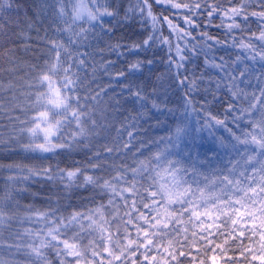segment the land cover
Returning a JSON list of instances; mask_svg holds the SVG:
<instances>
[{
  "label": "trees",
  "instance_id": "1",
  "mask_svg": "<svg viewBox=\"0 0 264 264\" xmlns=\"http://www.w3.org/2000/svg\"><path fill=\"white\" fill-rule=\"evenodd\" d=\"M23 2L31 5L32 0H23ZM97 2L101 12L107 7L108 11H115L116 15L104 16L103 31L97 28L94 32L99 37L98 42L92 41L94 34L90 33L87 40L82 41L79 47V52L88 54L87 63L91 65L87 67L86 76L84 72L80 73L81 77L85 78L79 94L87 98L89 93L92 96L96 95V91L93 90L103 89L99 101L90 100L86 105L85 114H93L95 110L105 108L109 114L111 112L112 117H105L97 123L98 117L96 119L92 115L91 120L95 121V128L92 127L91 120L85 123L84 127L88 130L87 137H78L81 143L76 144L71 150H59V155L29 153L24 147L28 143V137L19 135V131L22 126L20 121L25 122L23 126L26 128L33 127L30 121L38 117L41 111L48 112L51 107L50 105L41 107L36 102V96L47 91L46 87L40 88L39 91L35 87L40 71V67L37 66L42 67L45 64V54L48 52L45 36L47 35L49 40L66 41L67 34L57 35L53 30L55 25L50 18L41 20V17L37 16L35 22L30 20L29 25L18 26L15 12H11L4 13L3 19L0 20V105H3L0 109V113H3L0 115V129H2L0 131L2 136L0 214L3 216V222L0 223V258L8 261L9 264H53L57 259L54 256V249H43L47 255L46 260H39L31 253L30 246H37L43 239L40 235L41 229L47 232V228H43V220L39 213L56 211L57 215L68 217L74 212L95 209L101 203L109 205L110 194L101 192L91 184L84 185V177L103 176L108 179L116 174L114 170L116 168L135 167L139 161L146 160L157 152H166L170 147L169 138L174 137L177 125L181 123L178 114L183 110V103L188 106V111L193 112V118L190 120L191 129L196 127L202 130L207 127L211 133H217L216 121L223 122L219 124L232 135L224 137L222 133L216 135L214 138L219 142L231 144L236 141V136L243 138V133L251 131L247 119L234 121L233 117L241 116L239 109L247 108L251 95L255 93L259 96L260 90L264 89V77L260 72L262 62L259 56L255 61L251 58L253 49L264 51V40L260 39V33L264 31V23L258 17L251 15L246 23L241 17H237L235 23H239L240 28H234L229 33L227 25L232 21L224 16L222 10L247 5L245 9L247 12L258 11L259 9L255 7L256 0H207L209 4H218L221 9L219 15L211 18L210 24L205 12L196 19L199 27L191 30V36L184 37L181 33L178 37L173 32L170 37L171 55L178 59L176 49L179 45L186 57L184 67L179 69V75L175 64L169 68L167 45L158 42L151 48L136 47L148 35V26L140 23L138 11L136 14L129 11L131 7H135L137 0H97ZM166 4L167 0L164 4L153 3V14L157 17L167 16L173 25L187 29L188 26L184 22L186 10L172 9L166 7ZM222 20L224 26L221 27ZM157 27L160 25L158 24ZM162 28L163 35L169 36L171 31L169 25L165 22ZM216 40H220L221 43H215ZM246 45L249 47H245ZM185 46H187L186 50ZM193 47L195 52L192 51ZM52 55L54 56V53ZM149 61L152 63L150 64ZM217 64H222V68L215 67ZM121 72L124 75H118ZM243 72L249 73L250 81L238 89L234 87L233 81ZM165 76L171 80L163 88ZM181 80L184 81L183 84L180 83ZM137 92L140 93L139 97L135 95ZM233 92L246 95L233 97ZM81 104L84 105L83 99ZM229 104H232L237 111H228ZM13 108L17 109L14 115L19 116L20 121L9 122L7 113ZM162 108L166 109L167 114L156 113L155 109ZM48 115L51 118V112H48ZM55 119L60 120L63 117L56 116ZM75 127L73 125L66 131L71 133ZM128 132L133 133L130 144H128L130 139ZM10 136L14 139L10 140ZM124 144H128V148L122 147ZM108 147H115L117 152L107 154L105 149ZM98 153L101 154L100 161L95 159ZM206 154L210 153L203 152V159ZM43 156L48 158H39ZM97 163L104 164V169H94L92 165ZM46 168L53 169L51 178L43 174ZM29 169L32 170L31 174ZM76 169H81L82 175L74 179L71 184L66 175L64 178L60 175L61 171L66 173L68 170ZM128 175L131 178V172ZM130 182L138 186L144 184L139 190L141 193L145 192L147 188L145 181L137 178L135 181L130 179ZM200 199V195L193 197L194 203L190 207L195 208L197 204L204 202ZM116 203L122 205L123 201L117 200ZM112 211V207L109 206L108 212ZM118 211L123 215L125 210L119 207ZM230 214L231 212L226 213L221 219H226ZM200 215L202 219L205 217V214ZM246 216L247 214L237 213L234 217L240 228L259 227L263 223L262 220L255 218L242 219ZM213 217L215 216L207 215L208 222H211ZM187 219L188 217L185 216V221ZM192 221L189 236L201 230L195 227V217H192ZM217 226L224 232H231L236 227L231 221L226 225L217 221L211 229L212 236L209 237L212 243H204L200 237L189 240L191 253L177 257L176 260L170 261L165 250L159 248V245L149 252L141 247L134 256L129 254V264L132 261H135V264H213V257L215 264H226V262L227 264H260L259 260L252 261L251 257L245 258L241 255L240 242L234 238H230L228 244L224 245V236L216 232ZM130 230L134 237L136 230L131 226ZM112 231H116L115 225ZM261 231L264 232V228ZM120 232L126 244L127 238L124 237L125 229L122 223ZM72 234L70 232L69 237ZM104 235L107 236L106 226ZM183 236L182 231L181 238ZM100 238L101 234L97 230L84 240L88 256L81 259L80 264H93L91 252L93 250L102 252L97 243ZM252 239L256 241L255 248L259 250L260 244H264V241L259 240V236ZM116 243L120 245L119 240ZM163 243L167 246L168 239L165 238ZM10 245L13 246L11 252H9ZM251 246V241L244 240V247ZM225 247L228 250L222 255V249ZM184 250L187 251L186 248ZM106 255L107 253L97 255L95 264H121L114 259L111 262L109 259H104ZM145 255L148 256L147 260Z\"/></svg>",
  "mask_w": 264,
  "mask_h": 264
},
{
  "label": "snow or ice",
  "instance_id": "2",
  "mask_svg": "<svg viewBox=\"0 0 264 264\" xmlns=\"http://www.w3.org/2000/svg\"><path fill=\"white\" fill-rule=\"evenodd\" d=\"M153 3L164 4L165 0H137L135 7L129 9L133 14L138 11L141 18L140 23L148 26V35L136 47L151 48L158 42L167 45L169 49V68L175 64L179 75V69L184 67L186 57L179 45L176 49L178 59L171 55L170 37L172 33L175 32L178 37L181 36V33L184 37L191 36V30L199 27L196 24L198 16L206 12L210 24L211 18L220 14V6L215 3L209 4L207 0H190V2L167 0L166 7L186 10L184 22L188 28L181 29L177 25H173L169 17L154 15L152 11ZM246 7L247 5H241V8L232 7L222 10L224 16L232 21L227 25L229 33L234 28H240V24L235 23L237 17H241L246 23L249 15H251L258 17L264 23V0H256L255 7L259 9L258 11L249 13L245 10ZM11 12H15L18 26L20 24L27 26L30 20L35 22L36 17L39 16L41 20L49 18L52 20L55 25L53 30L57 35L67 34L66 41L49 40L47 35L45 36L47 41L45 46L48 49L45 54L46 62L42 67L37 66L40 67V71L35 81L36 90L39 91L40 88L46 87L47 91L36 96V102L41 107L51 106L48 109V112H51V118L48 112L41 111L38 117L30 121L34 126L26 128L23 126L25 122L20 121V117L14 115L17 109L13 108L11 112L7 113L9 122L20 121L22 126L19 135H27L28 143L24 146L26 151L32 154L59 155V150H71L76 144L81 143V139H78V137H87L88 130L84 125L91 120L94 113L86 115V105L90 100L99 101L101 92H103V89L93 90L96 91V95L92 96L89 93L87 98L79 94L85 78L81 77L80 73L84 72L86 76L87 67L91 66L87 63L88 54L79 52V47L82 41L87 40L90 33L94 34L97 28L103 31L102 20L104 16L111 17L116 15V12L108 11L107 7L101 12L97 0H74V2L73 0H32L31 5L23 2V0H0V20L3 19L4 13ZM21 12H23V17H21ZM165 22L171 29L169 36L163 35L162 25ZM158 24L160 27H157ZM61 25H64V27H61ZM220 26H224L223 20ZM49 27H52V25H49ZM76 29H79V31H76ZM233 39L235 40V37ZM260 39L264 40V31L260 33ZM215 43L219 44L221 41L216 40ZM245 47L249 46L246 45ZM186 49L187 46H185ZM192 51L195 52V47ZM252 51V60L255 61L256 57L259 56L262 62L260 72L261 76L264 77V51L255 49ZM149 63L151 64L152 61H149ZM215 67L222 68V64H217ZM118 75L122 76L124 73L121 72ZM241 75H244V73H241ZM229 78L234 79V77ZM180 83L183 84L184 81L181 80ZM217 87H219V84ZM135 95L139 97L140 93L137 92ZM238 95L246 94L233 92V97H238ZM29 99H31V96H29ZM82 99L84 105L81 104ZM2 108L3 105H0V109ZM228 111H237V109L229 104ZM239 111L241 116L233 117L234 121L247 119L251 131L243 133V138L241 136L235 137L238 144L244 145L243 152L240 151L237 144H221L220 147L226 153L230 149L232 153L239 157L236 161L229 160L232 167L227 169L226 175L222 171H214L212 176L205 175L204 187L201 188L196 179L197 173L193 172L192 182L197 184L196 189L192 190L191 186L184 188L183 186L188 184V168L178 167L180 161L168 159L174 153L157 152L154 156L139 161L135 167L114 169L116 174L108 179L103 176H85L84 185L91 184L101 192L110 194L109 205L101 203L95 209H90L87 212H74L68 217L57 215L56 211L39 213L43 220V228H47V232L41 229L40 235L43 239L40 240L37 246H30L31 253L35 254L39 260H46L47 255L43 249H54V256L57 259L53 264H80L81 259L88 256V249L84 245V240L98 230L101 238L97 243L102 252L95 250L91 252L93 264H95L96 256L104 253H107L104 259H109L110 262L114 259L120 261L121 264H129V254L134 256L141 247L149 252L156 249L158 245L159 248L165 250L171 261L191 253L189 240L200 237L204 243H212L209 237L212 236L211 229L216 222L219 221L220 224L226 225L228 221H231L236 226L231 232H224L218 226L216 227V232L224 236V245L228 244L230 238H234L240 242L241 255H244L245 258L251 257L252 261L259 260L260 264H264V244H260L259 250H257L255 248L256 241L252 239L259 236V240L264 241V232L261 231L264 228V223L259 227L240 228L236 219H234L237 215L235 210L238 205L243 207V204L247 203L255 207L257 200L260 204V217L264 219V89L260 90L259 96L253 93L248 99L247 108L239 109ZM2 114L0 113V115ZM56 116H62L63 119L57 120L55 119ZM91 123L92 127L95 128V121L91 120ZM216 123L223 122L217 120ZM73 125L76 126L74 131L68 133L66 130L72 128ZM188 134L189 130L186 127L177 125L174 138H169L168 142L173 147L179 148L180 143ZM128 136L130 138L128 144H130L133 133L128 132ZM9 139L13 140L14 138L10 136ZM0 140H2V136H0ZM128 144H124L122 147L128 148ZM105 152L111 154L117 152V149L108 147ZM186 154L187 158L192 160L190 149H186ZM39 158L47 159L48 156ZM95 159L100 161L101 154L98 153ZM213 159L214 157H205L203 163L211 166ZM196 166V162L193 161L192 167L196 168ZM92 167L103 170L105 165L97 163L93 164ZM237 168L243 169L239 172V178L236 175ZM249 170L251 175H249ZM28 171L31 174L32 170L29 169ZM161 171H166L171 177V188L156 183ZM52 172L53 169L51 168L43 170V174L49 178H51ZM129 172H131V178H129ZM60 175L62 178L66 175L69 184H71L74 179H78L82 175V170H68L66 173L61 171ZM257 176L259 180H257ZM137 178L147 183L144 193L139 190L144 187V184L138 186L136 183L130 182V179L135 181ZM197 193L204 202L197 204L195 208L190 207L194 203L193 197ZM117 200L123 201V204L118 205ZM207 204H211L214 210L219 213L218 216L212 218L211 222H208L206 214L202 219L199 213V208L206 207ZM109 206L112 207V212H108ZM119 207H123L125 210L123 215H120ZM225 209L229 210L231 214L227 215L226 219H221L222 216L226 215ZM185 216L188 217L187 221H185ZM192 217H195L196 220L195 227L201 230L193 232L189 236L193 224ZM253 217L254 213L249 212L242 219L252 220ZM85 221H87V225H85ZM2 222L3 216L0 214V223ZM121 223L125 229L126 244L120 232ZM114 225L116 226L115 232L112 231ZM105 226L107 236L104 235ZM130 226L136 230L134 237L131 235ZM182 231L184 233L183 238H181ZM237 231L239 232L238 235ZM70 232L73 233L71 237H69ZM165 238L168 239L167 246L163 243ZM70 240L73 242H69ZM117 240L120 241L119 246L116 243ZM244 240L251 241L252 246L244 247ZM216 247H220V245H216ZM185 248L187 251L184 250ZM12 249L13 246L10 245L9 252ZM227 250V247L223 248L221 254L223 255V252ZM147 259L148 256L145 255V260ZM0 264H9V262L0 258ZM131 264H135V261H132ZM213 264H215V257H213Z\"/></svg>",
  "mask_w": 264,
  "mask_h": 264
},
{
  "label": "rangeland",
  "instance_id": "3",
  "mask_svg": "<svg viewBox=\"0 0 264 264\" xmlns=\"http://www.w3.org/2000/svg\"><path fill=\"white\" fill-rule=\"evenodd\" d=\"M92 38H93L92 41L95 43L99 41V37L97 36L96 33H94ZM243 73L244 75L239 74L233 81L234 87H237L238 89H240L250 81L249 73L247 72H243ZM165 78H166L165 82L162 86L163 88H165L170 83L171 80L168 76L167 77L165 76ZM112 110L114 112V109ZM155 110L157 114H162V115L167 114L165 108H162L160 110L159 109H155ZM181 110H182V106H181ZM93 116H95L96 119L98 117L97 123H100L99 120H103L105 117L110 118L112 117V114L111 112L109 114V111L104 108V109H99L98 111L95 110ZM178 116L181 120L180 121L181 123L179 125L181 127H186L189 130V134L186 137H184V140L180 143L179 148H175L170 144V147L166 150V152L174 153V155L169 156L168 159L172 161H180L178 167L188 168V176H187L188 184H185L183 186L184 188H188L189 186H191L192 190L196 189L197 184L192 182L193 172L197 173L196 179L199 183V187L203 188L204 187L203 180L205 175L212 176V173L214 171L216 172L222 171L223 174L226 175L227 169L232 167V165L229 164V160L231 159L233 161H236L239 159V157L235 153H232L230 149L226 153L225 150L220 147L222 143L228 144L227 142H223V141L219 142L214 138L216 135L221 133L223 137L225 135L231 136L232 134L229 133V131H227L226 129H224V127L221 124H216L217 133H211L210 129L207 127H204L202 130H199L196 127L191 129L190 120L193 118V112L188 111V106L187 105L185 106L184 103H183V110L178 114ZM231 144H237L240 151L243 152L244 145L238 144L237 141L232 142ZM186 149L191 150L192 160H189L187 158ZM203 152L210 153V154H206V157H214L211 166H209L207 163H203L205 160L202 157ZM193 161H195L197 164L196 168L192 167ZM242 170H243L242 168H237L236 170L237 178H239V172ZM249 175H251L250 170H249ZM256 178L257 180H259L258 176ZM156 183L158 185H163L169 188H171L172 186L171 177L166 171L160 172L159 176L157 177ZM196 195H199V193H197ZM201 199L200 201H202ZM207 205H209V207L206 206L208 209L207 208L204 209V207L199 208L200 214H207L211 217L212 215L217 216L219 214L214 210L211 204H207ZM259 207L260 204L259 201L257 200L255 207L252 204L244 203L243 207H240V205H238L235 211H237L238 215H244V214H248L249 212H252L254 213L253 218L262 220L264 223V219H262L259 214ZM224 211L225 213L230 212L227 209H225Z\"/></svg>",
  "mask_w": 264,
  "mask_h": 264
}]
</instances>
